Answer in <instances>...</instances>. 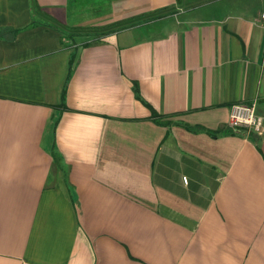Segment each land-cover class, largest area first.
I'll list each match as a JSON object with an SVG mask.
<instances>
[{
  "label": "crops",
  "instance_id": "crops-1",
  "mask_svg": "<svg viewBox=\"0 0 264 264\" xmlns=\"http://www.w3.org/2000/svg\"><path fill=\"white\" fill-rule=\"evenodd\" d=\"M262 13L0 0V264H264Z\"/></svg>",
  "mask_w": 264,
  "mask_h": 264
},
{
  "label": "built area",
  "instance_id": "built-area-1",
  "mask_svg": "<svg viewBox=\"0 0 264 264\" xmlns=\"http://www.w3.org/2000/svg\"><path fill=\"white\" fill-rule=\"evenodd\" d=\"M261 18L264 20V13ZM228 125L233 130L252 129L259 132L263 128V118L256 115L254 104L235 103L230 107Z\"/></svg>",
  "mask_w": 264,
  "mask_h": 264
}]
</instances>
